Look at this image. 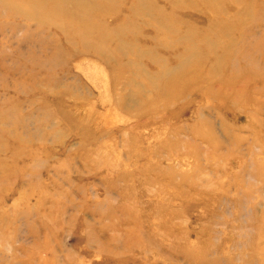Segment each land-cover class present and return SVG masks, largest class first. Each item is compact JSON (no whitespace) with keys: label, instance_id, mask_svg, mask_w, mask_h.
<instances>
[{"label":"rangeland","instance_id":"374dc122","mask_svg":"<svg viewBox=\"0 0 264 264\" xmlns=\"http://www.w3.org/2000/svg\"><path fill=\"white\" fill-rule=\"evenodd\" d=\"M211 1L0 0V264H264V0ZM207 27L213 80L153 105Z\"/></svg>","mask_w":264,"mask_h":264},{"label":"bare ground","instance_id":"6f19581e","mask_svg":"<svg viewBox=\"0 0 264 264\" xmlns=\"http://www.w3.org/2000/svg\"><path fill=\"white\" fill-rule=\"evenodd\" d=\"M227 1L229 3L235 4V0H227ZM27 2L29 5H27L24 8L27 12L34 11L35 9H37V12H39L38 7L36 6L37 0H27ZM168 2H170V5L173 7H175L176 4L177 5L179 4L178 0H168ZM198 2H200L201 7L209 8L210 6L212 9L219 10L218 6L215 5L211 0L210 1L209 0L208 1L198 0ZM216 2L218 1L216 0ZM95 4L97 5L98 3H95ZM47 6H50V5H47ZM134 6L136 7L135 3H134ZM94 7L96 6H92L91 9H93ZM51 8L53 7H46L42 11L40 10L39 12L40 14H38L36 17L40 19V17L44 18L45 14H47V16L50 15L52 13ZM139 11H141L140 8H139ZM100 12H102V10H100ZM135 13H138V11H135ZM95 15L96 14H93V13L91 14L90 12H86L84 10L76 14L65 13L63 17L64 20L62 21L60 25H62L65 28V31H67L68 33L75 32V31L79 32L81 34L82 41L87 40L89 36L95 37L96 40L94 42H90L92 44L89 45V48H91L95 52H100V49H102V47H104V45L107 44L108 40L109 42H111L112 39H114V37H112L113 35H109L107 32L102 31L103 30L102 28L99 29L98 26L100 25L98 24L99 20L97 19L100 18L101 14L99 13V15H96V16ZM137 15L138 14H134L132 10L131 14L129 15V18L131 19L132 17L137 16ZM159 16H161V18L157 20L160 22L159 24L162 25L163 23H165V25H162V26L163 27L166 26V28H162V29H165L166 31L168 30L167 32H169V30L171 32H175L176 19L170 15H162V13H160ZM129 18H127V21H129ZM221 29H222L223 35H226L229 33V30H225L224 27H222ZM100 30H101V33H100ZM115 31L117 34L119 33L121 34L123 33L124 29L119 25L118 27H116ZM208 31H210L209 27L206 28V31H202L200 33L198 40L199 42H201V44L199 45L194 42L185 41L186 43H185L184 53L182 52V55L178 56V60L176 62L177 70L169 71L170 73H174V75L173 77L170 78L168 82H166L163 85V87L161 86L162 90L159 92V94L156 95L157 101H155L153 105L159 102L160 100H172L176 96H178L182 91L189 90V88L196 87V86L200 87V84H202V87L203 85L207 86V84L211 80H213V76L211 75H213V71L216 70L218 63H219V59L218 57H215V53H213L214 51L217 50V42L213 40L214 36L211 34V32H208ZM167 32L163 33L160 30L159 35L167 36V34L170 33V32L169 33ZM211 35L213 37H210ZM227 37H230V35ZM209 58H211L210 59L211 61H208ZM204 64L205 65L207 64V67L204 70H202V66ZM113 71H114L113 82L114 84H116V82H118L119 79L122 78V69L121 67L120 68L116 67L115 69H113ZM162 72L168 74V71L166 69L165 71L163 70ZM226 79L231 80V78L229 77H227ZM152 81L154 80L152 79ZM155 84L153 85L151 84V85L153 88L156 89L157 87L155 86Z\"/></svg>","mask_w":264,"mask_h":264}]
</instances>
